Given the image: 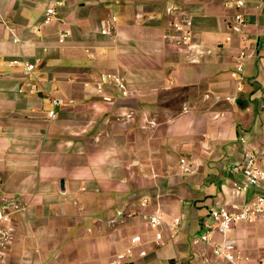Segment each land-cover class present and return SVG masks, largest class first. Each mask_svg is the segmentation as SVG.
I'll return each instance as SVG.
<instances>
[{"label": "crops", "instance_id": "obj_1", "mask_svg": "<svg viewBox=\"0 0 264 264\" xmlns=\"http://www.w3.org/2000/svg\"><path fill=\"white\" fill-rule=\"evenodd\" d=\"M49 6L58 14L46 25ZM238 11L241 33L229 29ZM0 18L11 26L0 24V208L12 212L0 264H109L129 249L121 264H229L193 240L213 209L264 192H239L246 179L233 171L246 148L264 161V0H0ZM16 57L41 60L34 78ZM104 73L120 75L126 92L99 90ZM157 208L181 219L159 244L145 217ZM118 210L143 214L109 225ZM227 238L249 264L264 262L263 220L239 222Z\"/></svg>", "mask_w": 264, "mask_h": 264}, {"label": "built area", "instance_id": "obj_2", "mask_svg": "<svg viewBox=\"0 0 264 264\" xmlns=\"http://www.w3.org/2000/svg\"><path fill=\"white\" fill-rule=\"evenodd\" d=\"M244 5L242 1H237V6L240 8ZM57 10L55 6L47 7L44 16V24H50L57 16ZM247 20L245 15L238 11L234 14L232 21L229 23V29L233 32H242L243 27L246 26ZM0 24H4L7 28L11 29L8 21L0 18ZM174 29L181 33V41L188 43L192 40L193 33L192 31L185 26L184 23H175ZM103 33H109V29H104ZM60 38H65L70 35L69 31H60ZM16 37V36H15ZM227 41H232V36H227ZM16 41L20 39L15 38ZM242 40L247 41L248 35L243 33ZM248 57L247 48L242 47L238 50L237 55L234 58L235 69L232 71L233 78H240V75L244 72L245 61ZM2 62V56L0 55V64ZM41 60H29L27 58L16 57L10 61L14 66L21 67L24 74L27 77L34 78L35 71L39 66ZM104 83H109L116 85L121 91L126 92L127 86L124 79L118 74H107L104 73L101 75V82L98 85L99 90L102 89ZM238 89L242 90V83L239 82ZM40 91L39 84L37 82L30 84L29 92L31 94L38 93ZM227 100L234 101V97H228ZM65 104L62 98H54L53 105L54 107H60ZM57 117V110L54 108L49 112V118L54 120ZM241 142L245 143L246 139L242 138ZM180 166L184 173L191 172L193 165L192 162L186 159L185 157L181 158ZM235 173L242 174L246 181L236 184V189L241 193H246L249 189L254 187H259L264 189V161L249 148H246L243 153V159L241 162L237 163L233 167ZM142 206L148 205V200H144L141 203ZM11 211H7L4 208H0V235L2 238H7L10 236L8 231L3 227L4 222L10 221ZM141 211H123L118 210L114 217L107 220V223L111 226H114L118 223H123L128 219H131L137 215H141ZM147 219L148 226L155 230V242L161 243L163 240V232L167 231L170 237H174L177 234L179 226L181 224L180 218H174L172 221H167L161 212L160 208L155 209V211L145 214ZM211 223L206 224L204 231L201 235L194 238L195 243L204 242L211 243L213 245V254L221 259H224L229 264H249L250 259L247 256H242L237 251L236 244L227 238L228 233L233 229L234 225L243 222V221H264V192L257 194L249 201L241 204L234 205L232 209L227 207H219L213 209L210 212ZM215 233L222 236L221 241H216L214 238ZM134 244H139L142 242L140 235H134L132 238ZM132 254L131 249L122 251L117 254L113 259H111L109 264H121L128 259ZM145 254V252H141ZM264 264V262L262 263Z\"/></svg>", "mask_w": 264, "mask_h": 264}]
</instances>
